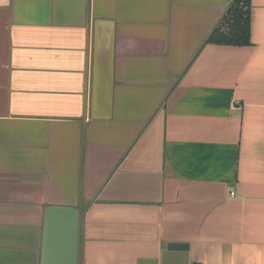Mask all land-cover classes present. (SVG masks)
Returning a JSON list of instances; mask_svg holds the SVG:
<instances>
[{
	"label": "crops",
	"instance_id": "crops-1",
	"mask_svg": "<svg viewBox=\"0 0 264 264\" xmlns=\"http://www.w3.org/2000/svg\"><path fill=\"white\" fill-rule=\"evenodd\" d=\"M233 1L0 0V264H41L49 207L78 264H264V0L209 42Z\"/></svg>",
	"mask_w": 264,
	"mask_h": 264
},
{
	"label": "water",
	"instance_id": "water-1",
	"mask_svg": "<svg viewBox=\"0 0 264 264\" xmlns=\"http://www.w3.org/2000/svg\"><path fill=\"white\" fill-rule=\"evenodd\" d=\"M80 216L74 208L49 207L44 216L41 264H78ZM188 245H167L162 264H187Z\"/></svg>",
	"mask_w": 264,
	"mask_h": 264
},
{
	"label": "trees",
	"instance_id": "trees-1",
	"mask_svg": "<svg viewBox=\"0 0 264 264\" xmlns=\"http://www.w3.org/2000/svg\"><path fill=\"white\" fill-rule=\"evenodd\" d=\"M251 0H234L209 42L245 46L249 43ZM223 30V31H222Z\"/></svg>",
	"mask_w": 264,
	"mask_h": 264
}]
</instances>
